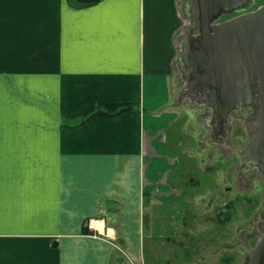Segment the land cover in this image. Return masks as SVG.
<instances>
[{"label": "crops", "instance_id": "crops-1", "mask_svg": "<svg viewBox=\"0 0 264 264\" xmlns=\"http://www.w3.org/2000/svg\"><path fill=\"white\" fill-rule=\"evenodd\" d=\"M179 3L0 0V264H161L155 245L185 243ZM108 103L135 107L70 126ZM155 214L174 239L149 262Z\"/></svg>", "mask_w": 264, "mask_h": 264}, {"label": "rangeland", "instance_id": "rangeland-1", "mask_svg": "<svg viewBox=\"0 0 264 264\" xmlns=\"http://www.w3.org/2000/svg\"><path fill=\"white\" fill-rule=\"evenodd\" d=\"M262 5L264 0H254L250 9ZM184 22L187 24L186 19ZM186 79L178 67L172 101L179 110V118L170 129L171 148L180 154L185 167L180 176L185 180L184 184L179 182L178 187L186 189L180 200L183 204L180 209L184 208L186 212L178 216L182 231L176 234L185 237V243L173 245L168 241L167 244L155 245L157 253L154 258H159L161 264H174L175 258L185 259L186 264H242V254L236 241L241 237L249 246L255 245L259 235V212L264 205L261 173L254 167H248L236 151L248 134L250 127L247 124L252 112L246 107L231 111L227 120L230 125L228 132L223 139L215 138L211 143L212 129H216L215 117L194 92L180 97ZM172 140L179 142L172 143ZM227 140L230 147L224 152L219 144ZM196 181L199 186L192 189V182ZM226 203H230L227 208L224 207ZM223 209L229 211L230 218L219 224L216 215ZM152 221L154 232L152 238H146L144 246L149 262L154 261L149 242L159 243L162 237L163 241L174 239L169 233L171 228H175L158 214ZM189 223L194 224L193 227Z\"/></svg>", "mask_w": 264, "mask_h": 264}, {"label": "water", "instance_id": "water-1", "mask_svg": "<svg viewBox=\"0 0 264 264\" xmlns=\"http://www.w3.org/2000/svg\"><path fill=\"white\" fill-rule=\"evenodd\" d=\"M253 2L180 0L187 20L178 54L179 64L187 71L180 97L190 92L200 96L224 134L231 111L251 110L250 129L236 151L245 164L257 168L264 183V5L249 10ZM234 13L239 14L220 20ZM257 227L254 246L245 241L237 244L242 264H264V205Z\"/></svg>", "mask_w": 264, "mask_h": 264}, {"label": "trees", "instance_id": "trees-1", "mask_svg": "<svg viewBox=\"0 0 264 264\" xmlns=\"http://www.w3.org/2000/svg\"><path fill=\"white\" fill-rule=\"evenodd\" d=\"M72 4L77 6H83L89 3H80L76 0H72ZM134 107L135 105L133 104H119V103H108L100 106L91 107L79 118V120L76 123L70 126L75 128L91 119L115 116ZM229 205L230 203H226L224 207L227 208ZM229 218H230V213L227 209H223L222 211L217 212L216 220L219 224H224Z\"/></svg>", "mask_w": 264, "mask_h": 264}, {"label": "flooded vegetation", "instance_id": "flooded-vegetation-1", "mask_svg": "<svg viewBox=\"0 0 264 264\" xmlns=\"http://www.w3.org/2000/svg\"><path fill=\"white\" fill-rule=\"evenodd\" d=\"M257 8V7H256ZM256 8H254V9H256ZM249 10H253V9H249ZM237 14H239V13H234V14H231V15H225V16H222L221 17V19L220 20H225V19H228V18H230V17H232V16H235V15H237ZM227 16V17H226ZM248 109V108H247ZM248 110H250V109H248ZM207 115H208V113H207ZM215 123H216V128L217 129H215V130H213L212 129V134H211V136H210V142L211 143H213L212 141H213V139H215V138H218V139H223V129H222V127L220 126V124L218 123V121H217V119L215 118ZM226 124H227V126H228V129H229V124H228V122H226ZM218 126V127H217ZM228 129H227V132H228ZM226 132V133H227ZM225 135V134H224ZM225 143H223V142H221L219 145H220V149L222 148L223 149V151L225 152V151H228L229 150V147H230V145L228 144V140L227 141H224ZM214 143H216V141H214ZM222 144V145H221ZM213 146V145H212ZM213 147H215V146H213ZM217 147V146H216ZM219 147V146H218ZM242 241H244L241 237H239L238 238V240L236 241V245L237 244H239L240 242H242Z\"/></svg>", "mask_w": 264, "mask_h": 264}, {"label": "built area", "instance_id": "built-area-1", "mask_svg": "<svg viewBox=\"0 0 264 264\" xmlns=\"http://www.w3.org/2000/svg\"><path fill=\"white\" fill-rule=\"evenodd\" d=\"M94 218H87L85 221H84V226L87 228V230L89 232H93L95 230V226H94Z\"/></svg>", "mask_w": 264, "mask_h": 264}, {"label": "bare ground", "instance_id": "bare-ground-1", "mask_svg": "<svg viewBox=\"0 0 264 264\" xmlns=\"http://www.w3.org/2000/svg\"><path fill=\"white\" fill-rule=\"evenodd\" d=\"M180 4V3H179ZM180 8V7H179ZM181 12V11H180ZM182 14V13H181ZM187 25V24H186ZM185 25V26H186ZM183 31V30H182ZM181 34H182V32H181ZM180 39H181V35H180ZM180 42V41H179ZM179 66H180V70H181V72L183 73V75L186 77L187 76V71L179 64ZM190 95H191V93H190ZM195 95V94H194ZM196 96V95H195ZM179 99V98H178ZM193 100V99H192ZM210 113V112H209ZM231 113V112H230ZM229 113V114H230ZM251 116V115H250ZM214 118V117H213ZM231 118V117H230ZM213 120V119H212ZM215 122V121H214ZM229 124V123H228ZM247 125H249V124H247ZM218 127V126H217ZM229 127H230V125H229ZM215 128V127H214ZM217 129V128H216ZM235 148V147H234ZM241 156V155H240ZM248 167H254V166H250V165H248ZM255 169H257L256 167H254ZM256 227V226H255ZM245 239V238H244Z\"/></svg>", "mask_w": 264, "mask_h": 264}]
</instances>
